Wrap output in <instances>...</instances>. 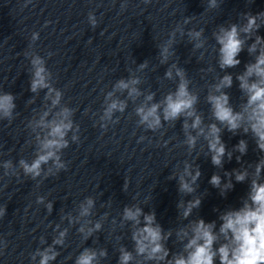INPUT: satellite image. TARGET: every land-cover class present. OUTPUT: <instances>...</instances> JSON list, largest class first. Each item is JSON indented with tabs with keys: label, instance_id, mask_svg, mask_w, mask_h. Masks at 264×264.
Segmentation results:
<instances>
[{
	"label": "clouds",
	"instance_id": "obj_1",
	"mask_svg": "<svg viewBox=\"0 0 264 264\" xmlns=\"http://www.w3.org/2000/svg\"><path fill=\"white\" fill-rule=\"evenodd\" d=\"M151 0H144L145 4ZM223 0H207V9H219ZM126 5H122V8ZM243 23H230L219 25L213 32V38L218 45L217 64L221 71L236 68L241 64L238 56L247 49L249 56L254 59L245 64L243 72L236 74L235 79L239 82L244 102L239 105V110L233 107L231 97L226 91L233 86V75L225 71L217 82L210 85L206 102L210 106L211 120L205 123L204 116L196 105L199 102L197 93L191 91V81L184 68L177 62H172L164 73V78L177 81L174 91L168 92L162 99L156 101V93L144 92L139 85L142 78L135 72L130 73L127 78L118 79L104 97V107L100 115V127L107 129L108 124L118 123L119 117L114 119L116 113L123 114L128 107V101L135 103L140 97L143 100L135 107L134 112L137 125L146 130L156 132L167 123L175 126L179 120H183L182 131L185 139L183 145L192 155L198 141L203 139L207 145V153L211 163L223 169L225 157L232 160L234 152L238 162L247 154L248 141L241 139L233 149L228 150L222 140V133L227 130L233 135H251L256 148L264 153V37L258 35V30L264 27V11L257 14L250 12L242 13ZM191 17H186L184 25L191 22ZM89 24L95 28L98 20L93 12L88 14ZM185 35L184 27L180 24L169 34V39L158 46L160 64H169L171 57L175 56L174 45L176 36ZM186 35L189 42L193 43L194 50L205 47L204 29L188 30ZM39 39V33L33 32L31 41L34 43ZM249 41H252L249 43ZM49 56L52 53L48 54ZM204 53L200 55L203 58ZM30 58L31 78L29 90L38 95L45 91L44 100L47 102L43 111L34 116L27 127L34 134L36 150L34 158L28 161L19 159L18 164L11 160L3 161L0 167L4 169L5 176H19L20 171L32 180L55 175L67 168L62 159L63 150L73 143L79 142V125L74 123L75 110L62 104L63 92L56 88L53 83V74L46 67V60L35 52H25ZM148 67V61L138 65L137 71H143ZM126 93V98L121 95ZM16 96L12 93L0 91V120L11 122L15 117ZM35 103V96L28 101ZM69 133L71 137L69 140ZM141 140L144 137L140 138ZM167 144V141L165 142ZM203 152V148H201ZM199 155L195 159H198ZM44 166H48L46 169ZM264 158L256 162L254 169L250 172L248 168L233 169L224 172V178L214 173L209 183L219 190L221 196L234 188L233 177L237 183H243L250 178L247 197L243 199L242 206L230 208L219 216L221 221L217 230L216 221L205 222L198 218L189 221L185 226L175 231L176 239L183 245L180 252H170L166 246L167 241L173 236V231H165L157 222L155 211L145 213L138 204L126 205L123 208L120 226L130 224L131 240L133 249L128 250L121 245L118 249L119 258L117 264H264ZM201 171L195 160L183 162L182 170L172 174L169 179H178V191L184 196H193L199 187L197 181L200 179ZM127 190V182L124 191ZM202 197L197 195L190 200L181 199L177 208L179 217L188 220L194 209L201 205ZM37 204H44L48 213L51 214L52 202H45V197L38 196ZM95 199L86 197L77 207V215L71 213L63 216L70 224H79L77 229L82 238L87 241L95 233L100 232L103 220L108 218L104 213L100 220L89 219L93 215ZM7 207H0V218L6 215ZM84 223H81V221ZM116 223L115 220L112 222ZM57 235L52 243L43 249L37 248L31 254V260L38 264H51L60 253L56 246H64L68 235V228L60 230V225L55 227ZM41 244L45 243L41 237ZM6 246V245H5ZM107 249H95L84 247L75 257L74 264H100L101 259L107 258ZM70 258V257H69Z\"/></svg>",
	"mask_w": 264,
	"mask_h": 264
}]
</instances>
